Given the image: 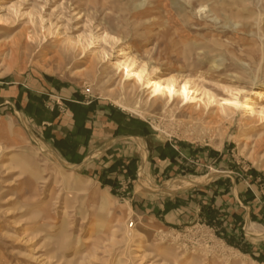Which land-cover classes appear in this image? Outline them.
<instances>
[{
  "label": "rangeland",
  "instance_id": "obj_1",
  "mask_svg": "<svg viewBox=\"0 0 264 264\" xmlns=\"http://www.w3.org/2000/svg\"><path fill=\"white\" fill-rule=\"evenodd\" d=\"M92 40L90 54L82 46ZM122 51L158 69L155 80L190 79L218 100L264 106V0H0V264H264V119L156 103L121 81ZM75 93L152 136L103 137L101 115L88 163L67 162L23 103L32 94L57 106L53 131L65 137L74 119L64 102ZM173 151L177 173L154 178V159ZM121 153L136 166L133 178L114 175V195L100 179ZM216 179L231 192V225L233 196L250 207L246 190L260 206L247 222L238 209V228L224 233L201 222L191 196ZM178 195L196 205L192 219L168 213Z\"/></svg>",
  "mask_w": 264,
  "mask_h": 264
},
{
  "label": "trees",
  "instance_id": "obj_2",
  "mask_svg": "<svg viewBox=\"0 0 264 264\" xmlns=\"http://www.w3.org/2000/svg\"><path fill=\"white\" fill-rule=\"evenodd\" d=\"M73 97L74 100L65 101L64 105L73 114L74 127L73 130L67 132L65 137L62 139H56V137L52 135L53 124L60 117L59 109L57 106L52 108L47 107L45 105L44 96H35L29 94V100L23 112L26 116L37 119V123L42 129L43 138L47 143H51L53 148L59 152L61 156L67 160V162L78 165L84 159V155H80L78 153L79 149L87 148L92 133L91 130L86 127V125L91 120L90 115H95L98 111L96 107L97 103L93 102L89 105H86L83 103L84 98L79 93H75ZM120 114L122 117L120 119L111 117L113 122L118 125L116 132L117 135L142 138H148L152 136V131L147 127V125L132 119H130L128 122H124L125 120L123 121L121 119L125 118L126 116L122 113ZM172 156L173 157H170L169 155H160V159L175 160L174 158L177 156V153L173 151ZM135 166L134 160L130 161L128 164H124L122 160L116 161L113 165L106 169L103 176H101L100 182L102 186L111 188L112 193L115 195V192L118 191V185L116 179H112L111 175H121L125 171L126 176L133 178ZM217 183H219V181ZM203 191V188H197L194 189L193 193L191 194H193V197L196 195L207 196ZM214 200L215 192L213 193V196L207 200L208 204L201 208L199 218L201 222L210 227L219 228L223 230L224 233L225 228L222 227V225L226 221V219L223 220L226 215H222L220 211L215 208ZM177 204H182V200L177 199L175 205ZM242 239L243 238H241V241ZM237 242H239V240L235 238L228 240V243L231 246L239 247L240 245ZM239 249L241 248L239 247ZM242 251L245 253L249 252L244 250Z\"/></svg>",
  "mask_w": 264,
  "mask_h": 264
},
{
  "label": "bare ground",
  "instance_id": "obj_3",
  "mask_svg": "<svg viewBox=\"0 0 264 264\" xmlns=\"http://www.w3.org/2000/svg\"><path fill=\"white\" fill-rule=\"evenodd\" d=\"M93 44L95 43L92 40L91 43L82 46V48L85 52L91 54L95 46ZM104 56L108 57L107 54ZM120 56L122 59L114 64L113 68L120 72L121 81H125L129 85L132 84L135 90H148L150 99L156 103L163 102L165 107L182 105L184 108L199 111L200 115L215 107L217 109L216 116L219 119H222L223 116L232 115L242 108L247 116L264 119V106H261L262 104L259 106L252 101L251 104L248 102L242 103V101H239L240 99L233 97L218 100L210 91L190 79L181 80L172 76L155 80L157 73H159L158 69L151 72L150 67L146 63H141L135 57L129 56L126 51H122ZM106 209L104 208L108 212Z\"/></svg>",
  "mask_w": 264,
  "mask_h": 264
},
{
  "label": "crops",
  "instance_id": "obj_4",
  "mask_svg": "<svg viewBox=\"0 0 264 264\" xmlns=\"http://www.w3.org/2000/svg\"><path fill=\"white\" fill-rule=\"evenodd\" d=\"M0 85H2V83H0ZM0 101L1 100H3V104L4 103H6V99L8 98L7 97V93L6 92H2V90L0 89ZM28 96V93L26 92V94H24V98H26ZM12 98H13V96H11ZM23 105H25L26 106V104L25 103H23ZM22 105V106H23ZM1 106V105H0ZM24 107V106H23ZM106 111L105 112H100V111H98L95 115H93V114H91L90 115V121L87 123V125H86V127L88 128V129H90L91 130V137H90V140H89V143H88V146H87V148H81V149H79V154L80 155H82L86 150L87 151H89L90 150V148H91V145H92V143L94 142V136H95V131H96V128H97V124H98V122H100V116L101 115H104L105 117V121H104V130H107V131H104L103 132V137H107V138H109V137H114L115 139H118V138H135V139H138V138H140V137H134V136H119V135H117V129H118V125L115 123V122H113V119H111V117H113V118H118V119H120V118H122L120 115V112L118 111V110H116V109H112L111 108V106H108V107H105L104 108ZM123 114V113H122ZM25 115V114H24ZM124 115V114H123ZM59 119V118H58ZM58 119L55 121V124H53V127H56L57 126V123H58ZM121 120H125V121H129V119H128V117H125V118H123V119H121ZM52 135L53 136H55L56 137V139H62L63 137H59V136H57L56 135V133H55V131H53L52 132ZM48 144H50L51 145V143H48ZM52 146V145H51ZM53 147V146H52ZM86 149V150H85ZM109 150V149H108ZM106 151V153L103 155V158L106 160H109V157H108V155H107V153L109 152V151ZM59 153V152H58ZM111 153V152H110ZM60 154V153H59ZM60 156H61V154H60ZM62 157V156H61ZM63 158V157H62ZM121 158H133V156L132 155H126V154H120L119 156H117L116 157V159L114 160V161H108L107 162V166L105 167V168H109L111 165H113L116 161H119ZM64 159V158H63ZM87 159V156H86V158L84 157V160L80 163V165L81 164H85L87 161H85ZM178 159L176 158L175 160H172L173 162L174 161H177ZM154 161L156 162V161H161L159 164H155L154 166V169H158V172L156 173H154V178H161V176L164 174V172L166 171V173H170V172H175V173H177V170H178V168L177 167H179V165H180V163L177 161L176 163H172L170 160H163L162 161V159H154ZM90 162V161H89ZM123 162H126V160L124 161L123 160ZM130 162V161H129ZM128 162V163H129ZM88 163V162H87ZM74 165V164H73ZM76 165V164H75ZM79 165V164H78ZM77 165V166H78ZM169 167H172V168H169ZM168 168V169H167ZM116 176V174H112L111 175V178L112 179H114V177ZM119 178V177H118ZM218 180L216 179V180H214L212 183H210V184H207V185H202V186H200L199 188H203V192L207 195V196H201V195H196V196H192V198L194 199V200H196V202L198 203V206H197V208H199L200 210H199V213H200V211H201V208L204 206V205H207L208 204V199H210L212 196L209 194V192L211 193H214L215 192V200H214V205H215V208L216 209H218L219 211H220V213L222 214V215H224V213L225 212H228V213H230L231 211L230 210H232V208H231V205H230V203H228L226 200L229 198V196H231V192H228V193H226V191H224V189H222L221 190V187H219L218 186ZM210 186V187H209ZM207 187H209V188H207ZM234 187H236V186H234ZM108 189H110L111 190V188H108ZM243 192H244V194H243ZM245 192H246V190H244V191H242V194H241V198H242V200H246V203L247 204H250V207L249 206H247V207H244L243 205H242V203L240 202V199H239V197L238 196H233L232 198V200H234V202H235V208H236V210L235 211H233L232 212V215H234L233 216V225H231V223H229V219L232 217V216H230V217H227V216H225L224 218H223V220L224 219H226V221L224 222V224L222 225V227H224V228H228L229 226L230 227H233V228H238V224H239V220H240V218L238 217V216H240V214H239V212H238V209H241L242 210V212H245V216H246V218H245V221L247 222L248 220V216L249 215H253V214H255L257 211H260V206H258V201L257 200H254V199H250V201H248L247 200V198H246V196H245ZM188 195H190L189 193H188ZM190 196V197H191ZM204 197V198H203ZM177 199H179V200H181V197H180V195H178V196H176V200L174 201V202H172V203H170V204H168L167 205V208H168V213H173V212H175V213H177L178 214V218L179 219H181L182 221H185V219H187V218H189L190 217V219H192V217L191 216H193V213H194V211L195 210H197V208H196V205H195V209L194 208H191V207H189V205H188V203H185V201H183L182 200V204H177V205H175V203H176V201H177ZM183 206H188V207H186V208H184ZM241 207V208H240ZM243 209H244V211H243ZM194 210V211H193ZM163 211V210H162ZM236 214H238V215H236ZM198 216H199V214H198ZM163 219H164V217H162ZM221 221H222V219H221ZM244 240V239H243ZM245 241V240H244ZM250 246V245H249ZM250 248V247H249Z\"/></svg>",
  "mask_w": 264,
  "mask_h": 264
}]
</instances>
